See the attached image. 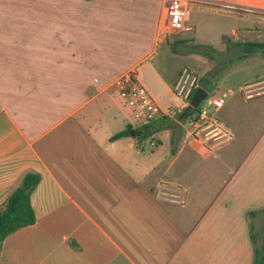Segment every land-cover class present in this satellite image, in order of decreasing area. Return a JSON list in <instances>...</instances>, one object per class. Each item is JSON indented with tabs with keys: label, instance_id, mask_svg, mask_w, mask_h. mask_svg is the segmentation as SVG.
Returning <instances> with one entry per match:
<instances>
[{
	"label": "crops",
	"instance_id": "crops-1",
	"mask_svg": "<svg viewBox=\"0 0 264 264\" xmlns=\"http://www.w3.org/2000/svg\"><path fill=\"white\" fill-rule=\"evenodd\" d=\"M209 31L225 60L264 43V0H193L178 34L165 32V0H0V205L26 174L40 177L35 223L3 241L0 264L253 263L264 57L229 69L210 115L159 118L146 137L112 87L135 70L163 110L183 108L191 81L170 39L191 32L199 44ZM127 126L133 135L111 140Z\"/></svg>",
	"mask_w": 264,
	"mask_h": 264
},
{
	"label": "trees",
	"instance_id": "trees-1",
	"mask_svg": "<svg viewBox=\"0 0 264 264\" xmlns=\"http://www.w3.org/2000/svg\"><path fill=\"white\" fill-rule=\"evenodd\" d=\"M236 46L238 47V50L232 53V56L226 60L227 62L233 59L237 62H241L254 55L264 57V43H242L236 44ZM215 81L216 76L214 72H211L204 78H198L197 88H202L207 93L212 92L217 84ZM195 90L196 89H193L190 92L185 106L181 109L174 110L171 116L178 114L180 118H183L184 116L192 117L194 114L198 113V109L192 110L188 107ZM169 119V117L163 118L164 121H169ZM147 127L148 126L146 125L140 131L134 130L135 137H146ZM131 132L132 129L127 126L125 129L115 134L111 140L128 137ZM39 180L40 177L37 174H26L22 178L20 185L0 205V246L11 234L35 223V215L31 207L30 196L38 185ZM250 239L253 246L252 264H264V228L260 234H251Z\"/></svg>",
	"mask_w": 264,
	"mask_h": 264
},
{
	"label": "built area",
	"instance_id": "built-area-1",
	"mask_svg": "<svg viewBox=\"0 0 264 264\" xmlns=\"http://www.w3.org/2000/svg\"><path fill=\"white\" fill-rule=\"evenodd\" d=\"M192 4L193 0H165V32L178 34L185 30ZM182 75L191 81L190 88L184 95L185 103H187L190 92L197 89L198 79L189 75L186 71H183ZM112 87L123 105L131 111L133 119L141 125L151 124L159 118L170 117L173 112L172 110H163L156 103L148 90L139 81L135 70H130L116 78L112 82ZM182 92L183 88L180 83L173 87L175 95H181ZM207 104L213 108H218L221 106L222 101L216 97H211L208 99ZM200 119L204 118L194 116L188 124L193 128H197Z\"/></svg>",
	"mask_w": 264,
	"mask_h": 264
},
{
	"label": "rangeland",
	"instance_id": "rangeland-1",
	"mask_svg": "<svg viewBox=\"0 0 264 264\" xmlns=\"http://www.w3.org/2000/svg\"><path fill=\"white\" fill-rule=\"evenodd\" d=\"M218 25L219 24L217 22L213 21L208 24L210 30L212 27H217ZM191 36V32H186L181 36L170 39V42L175 39L177 41L176 46L181 47L180 53H178L175 58L178 64L184 65V71L189 70L201 78H204L209 73L214 72L216 76L215 82L218 83V81L226 76L231 67L246 61V59L241 62H237L235 59L228 62L225 60L227 53L220 33L214 34L212 31H209L208 33H205V35H201L202 40L199 44H193L190 40ZM209 49H212V52H209ZM208 59L212 61L211 64L208 62ZM211 65H213V69L210 70ZM251 72L252 71H249L243 74L248 75ZM237 76L238 78L240 77L239 75ZM210 94L211 92L208 93V98L197 108L198 111H202V113L207 116L211 113V108L207 105L208 99L211 98Z\"/></svg>",
	"mask_w": 264,
	"mask_h": 264
},
{
	"label": "water",
	"instance_id": "water-1",
	"mask_svg": "<svg viewBox=\"0 0 264 264\" xmlns=\"http://www.w3.org/2000/svg\"><path fill=\"white\" fill-rule=\"evenodd\" d=\"M208 93L203 90L202 88H197L190 100L189 103V108L192 110L197 109L200 104L207 98ZM131 134L133 135L134 132H131Z\"/></svg>",
	"mask_w": 264,
	"mask_h": 264
}]
</instances>
